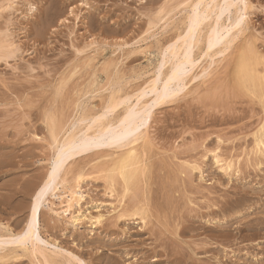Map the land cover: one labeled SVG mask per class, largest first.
Wrapping results in <instances>:
<instances>
[{
	"label": "rangeland",
	"instance_id": "374dc122",
	"mask_svg": "<svg viewBox=\"0 0 264 264\" xmlns=\"http://www.w3.org/2000/svg\"><path fill=\"white\" fill-rule=\"evenodd\" d=\"M190 1L193 0H0V227L15 234L24 230L34 194L51 173L56 157L52 127L58 129L59 140H63L106 113L112 101L118 105L108 110L102 123L112 119L117 123L128 107L137 110L145 103H153L171 68V63L162 65L163 56L176 51L170 56L177 60L191 52L199 40L193 55L197 65L187 79V90L154 107L146 125L120 136L124 140L136 131H147L145 140L148 138L150 148L145 151L140 141L134 155L135 159L143 156L145 175L139 168L126 188L119 171L115 174L110 170L118 155L103 151L108 144L73 155L60 179L67 180L69 189L79 186L84 201L65 213L66 199L49 197L41 213L40 231L45 240L77 255L84 264H264V163L259 167L250 158L255 148L253 134L264 128V111L256 89L252 91L249 82L230 77L240 54H248L246 49L252 48L264 60V0H246L248 9L236 22L234 14L242 5L234 0L235 6L221 19L224 39L220 46L233 37L241 21L244 32L236 34L238 39L235 37L223 55L217 56L212 50L209 58L202 56L210 42L207 43L208 23L200 37L197 29L192 39H182L173 51L169 48L179 35L183 33V37L192 30L188 13L193 15L191 10H201L213 0H197V6L192 8ZM217 3L222 6L224 0ZM214 19L215 16L209 22L211 29ZM5 47H9L7 52ZM256 70L264 74V64ZM154 80L157 81L152 83ZM211 93L218 94L217 98ZM204 106L220 116L222 125L207 122L208 127L204 126L202 121L212 115ZM231 112L240 113L233 114L234 120L240 117L236 124ZM222 117H227L225 123ZM246 123H252V127H242ZM239 127L245 135L236 131ZM217 131L222 138H228L223 152H229L230 146L233 152L241 151L238 162L245 167L239 165V169H251V175L244 176L238 188H230L235 186L234 180L220 179L212 161L213 169L203 165L202 175L194 171L188 174L189 179L181 174L184 162L191 163L185 156L196 154L193 151L198 143L193 137L216 135ZM107 137L108 134L97 140ZM232 141L237 145L242 142L245 147L235 150ZM202 151L201 148L199 154ZM242 155L247 163L241 160ZM112 176L116 177L113 182ZM186 179L189 184L183 182ZM237 189L254 198L245 203L241 196H235ZM202 192L219 199L212 204L216 213H207L212 206H205L208 199ZM227 199L230 202L224 207H231L223 208L227 213L219 212L221 202ZM142 205L146 211H140ZM124 208H130L132 217H121ZM201 213L204 215L199 216ZM73 218L79 220L75 222ZM22 264L33 263L25 259Z\"/></svg>",
	"mask_w": 264,
	"mask_h": 264
},
{
	"label": "bare ground",
	"instance_id": "6f19581e",
	"mask_svg": "<svg viewBox=\"0 0 264 264\" xmlns=\"http://www.w3.org/2000/svg\"><path fill=\"white\" fill-rule=\"evenodd\" d=\"M177 1V0H176ZM190 7H195L197 6V0H193L190 1ZM239 2H241V7H238V11H236V13L234 14V20L233 21H237L239 20V18H242L243 13H245L248 9V4L246 0H239ZM184 3V2H183ZM182 3V4H183ZM181 4V5H182ZM235 6L234 4V0H224V4L222 6H220V3H217V0H213L212 3L207 4L206 6H204L201 10H191V12H194L193 15H191L190 13H188V18L187 20L191 19V31H188V33L182 37L183 33L181 35H179V38L174 41L171 45H169V48L173 51L175 48L178 47V45L180 44L181 40H186L187 38L192 39L194 37L193 33L195 32V30L199 29L200 30V35L202 34V31L205 27V25L207 24V30L209 29V31L206 33L207 35V43L209 42V44H206L205 46V50H204V54H202V56L204 55V57L209 58V52H211L212 50L216 51L214 54L215 55H223L225 52H227V50L230 49V46L233 45L234 41L236 40V38L238 39V37H236L238 34L241 35V33H243V26H242V21H241V25L239 26V29L237 30V32L233 35L232 38H229L227 40L224 41V43H222L223 45H221V42L223 41V25H221V19L222 16L225 12H229L231 10V8ZM239 6V5H238ZM218 10V13H217ZM163 13V12H162ZM160 14V13H159ZM169 14V13H168ZM215 16V25L213 27V29H211V25L209 24V22L211 20H213ZM162 17V16H161ZM164 17V16H163ZM167 17V15H166ZM191 17V18H190ZM169 18V17H168ZM164 18H162L161 20H163ZM245 20V19H244ZM243 20V22H244ZM151 21V20H150ZM149 21V22H150ZM159 21V20H158ZM157 21V22H158ZM161 23V22H160ZM150 24V23H149ZM152 24V23H151ZM150 24V25H151ZM158 24V23H157ZM154 25V24H153ZM245 25V24H244ZM154 26H157L156 24ZM153 28V26H152ZM1 30V29H0ZM247 30V29H246ZM237 34V35H236ZM254 34V33H253ZM198 37V38H199ZM236 37V38H235ZM201 39V38H200ZM200 43V41L198 40L191 52L189 51L188 53L185 52L183 57L180 58H176L177 60H171V54L176 51L171 52V54L167 55V56H163L165 57V62L162 64L164 67L167 64L171 63V68L169 69V72L166 75V79H165V83L162 85V87H160L157 93V98L154 100L153 103H145L144 105L140 106L139 109L137 110H132L131 107H128L125 111V114H123L124 116L119 120L117 119V123L115 121V123H113V119L110 120V122L106 123H102V121L107 118V115H109V111L110 109L113 108V106L118 105V103H115L114 101L111 102V104L107 107L106 109V113H103L102 115L98 116L95 119H92L89 121V119L87 121H89V125L86 123V119L83 120L82 122L86 123V127L83 130H78L79 132H73V133H69L68 135H66V137L61 140H59V131H57L58 129L53 128L51 129V135H52V139H53V144L56 145L57 147V151L56 153V157L54 159V163H53V168L52 171H50L48 177L46 178V181L43 183V185L40 187V189L36 192V194H34V199H33V203L31 205V209H30V214H29V218L27 221V224L24 228V230L22 232H20L19 234H15L9 230H6L3 227H0V261L3 263L5 261H14V263L16 262L17 264H22L23 260L25 259H30V261L33 264H84L82 260H80L77 255L73 254L72 252H69L63 248H61L60 246L56 245V244H52L49 241L45 240L41 234L40 231V218H41V213L44 207V203L48 201L49 197H52L54 199H66V202L68 203L67 205V209L65 210V213H67L69 210L72 211L71 208H73L74 206L80 207L81 203L84 201V194L82 193V191L80 190V187L78 186L76 190L69 189L67 187V180L65 178H61L60 179V173L63 171V169L66 167L67 162L69 161V158L72 157L73 155L77 154V153H82V152H86L88 150H91L93 148L99 147L100 145H107L108 144V148L103 149V151H109L112 152L108 155H118V158L114 161H112V165L108 166L110 167L111 172L115 173L119 171V176L122 178L126 188H128V185L131 181L132 178H134V176H136L137 171L139 168H141L142 170V175H145L147 170V164L145 165L143 163V161H141L142 157L140 156L139 158L137 157L135 159V154H136V147L139 145L138 143H140V141H142L141 143L144 145L143 147L145 148V151H147L146 148H150L149 144H151L150 142H147L146 138V130L144 131H136L133 134L128 135V137H126L124 140H121L120 136L124 133H129L131 131H134L136 129H138L141 126H144L148 123V120L151 116V112L153 110L154 107H156L159 103H162L167 97L172 96L174 94L180 93V92H184L185 89L187 90V86L189 83H187V79L189 76H191L190 74L193 72L194 67L197 65V60L193 59V55H194V51L195 48L198 46V44ZM201 45V44H200ZM256 46V45H255ZM251 47V46H250ZM249 47V48H250ZM9 48V47H8ZM7 48V49H8ZM12 48V47H11ZM6 49V47H5ZM6 49L7 52L8 50ZM256 49V48H255ZM243 50V49H242ZM248 51V54H240L239 58H237L234 67L236 66V71L235 73L232 72L230 74L231 79H236V80H240L241 81H247L248 86L250 87V89L252 88L254 91L256 89V92L258 93V97L261 99L260 102H262V106H263V111H264V74L263 73H259V70H256V67L264 64V60H262V57L260 55H258V53H256L252 48L250 49H246ZM257 51V49H256ZM258 52V51H257ZM5 55V54H4ZM82 55V54H81ZM6 56V55H5ZM8 57V56H6ZM2 58V57H1ZM204 59V58H203ZM210 61V60H209ZM212 62V61H211ZM227 63V62H226ZM234 63V62H233ZM213 64V63H211ZM211 66V65H210ZM220 66V65H219ZM191 68V69H190ZM210 68V67H209ZM192 71V72H191ZM206 71V70H205ZM219 71V70H218ZM262 71V70H261ZM203 72V71H202ZM216 75V74H215ZM124 76V75H123ZM204 74L201 76V78L203 77ZM209 76V75H208ZM139 77V76H138ZM194 77V76H193ZM209 78V77H208ZM194 79V78H193ZM204 80V79H203ZM202 80V81H203ZM157 80H154L152 83L156 82ZM193 80H191L192 83ZM233 81V80H232ZM239 82V83H240ZM174 84V87L171 88V86ZM207 84V83H206ZM241 84V83H240ZM95 85V84H94ZM242 85V84H241ZM237 86V85H236ZM243 86V85H242ZM241 86V87H242ZM248 86L246 85V87L248 88ZM191 87V86H189ZM243 88V87H242ZM241 88V89H242ZM244 89V88H243ZM227 90V89H226ZM247 90V89H246ZM215 91H218V89H216ZM225 91V90H224ZM249 92V90H247ZM115 92H117L118 94V90H116ZM121 92V91H120ZM157 92V91H156ZM114 93V92H112ZM252 93V92H251ZM212 94V93H211ZM210 94V95H211ZM112 95V94H111ZM115 95V94H114ZM184 96V95H183ZM198 96V95H197ZM214 96L213 94L211 95V97ZM216 96V95H215ZM214 96V97H215ZM218 96V94H217ZM216 96V98H217ZM228 96V95H227ZM110 97V96H109ZM114 98V97H113ZM126 98V97H125ZM129 98V97H127ZM139 98L137 101L140 102ZM119 100V99H118ZM210 100V99H209ZM117 102V101H116ZM222 102V100H221ZM120 104V103H119ZM108 105V102H107ZM214 106V105H213ZM106 107V106H105ZM183 107V106H182ZM215 107V106H214ZM219 107V106H218ZM217 107V108H218ZM205 108V106H204ZM221 108V107H220ZM201 109V108H200ZM210 112H211V108ZM207 108H205V110H208ZM55 110V109H54ZM214 110V109H213ZM224 110V109H223ZM235 111V110H234ZM105 112V111H104ZM184 112V111H183ZM206 112V111H205ZM209 112V113H210ZM215 112V110H214ZM218 112V110H217ZM220 112V111H219ZM218 112V113H219ZM222 112V111H221ZM220 112V113H221ZM227 112V111H225ZM224 112V113H225ZM230 112V111H229ZM237 112V111H236ZM235 112V113H236ZM182 113V112H181ZM180 113V114H181ZM187 113V112H186ZM193 113V112H192ZM208 113V115H209ZM212 115L210 114L208 117H205L207 119H205V121H202L203 123H205L204 126L208 127V123L211 124H217L219 125L220 120L219 117L213 112H211ZM219 113V114H220ZM235 113H233L235 115ZM251 113V112H250ZM205 114V113H204ZM214 114V115H213ZM229 113H227V117ZM233 114L231 112L230 117L232 116V119L235 123V121L238 119L233 118ZM237 115H239L240 113H236ZM253 114V113H252ZM183 115V114H182ZM206 115V114H205ZM222 115V114H221ZM225 114H223L222 116H224ZM242 115V114H241ZM244 115V113H243ZM90 116V115H89ZM122 116V115H121ZM185 116V113L184 115ZM240 116V115H239ZM222 117V120L224 121V123L226 122L225 119H227V117L224 119ZM236 117V116H235ZM238 117V116H237ZM242 117V116H241ZM88 118V116H87ZM110 118V117H109ZM258 118V117H257ZM53 119V118H52ZM111 119V118H110ZM204 119V118H203ZM221 119V118H220ZM231 119V118H230ZM228 119V121L230 120ZM240 119V117H239ZM238 119V120H239ZM260 119V118H259ZM78 120V118H77ZM116 120V119H115ZM186 120V119H185ZM193 120V119H192ZM218 120V121H217ZM53 121V120H52ZM76 121V120H75ZM79 121V120H78ZM113 121V122H112ZM200 121V120H199ZM241 121V120H240ZM222 122V121H221ZM232 122V121H231ZM238 122V121H237ZM65 123V122H64ZM69 123V122H68ZM73 123V122H72ZM198 123V121H197ZM207 123V124H206ZM80 124H81V120H80ZM186 124V123H185ZM194 124V123H193ZM232 124V123H231ZM236 124V123H235ZM252 124V123H251ZM250 124V126H251ZM64 125V124H63ZM72 125V124H71ZM77 125V124H76ZM201 125V122H200ZM199 125V126H200ZM210 125V124H209ZM216 125V126H217ZM222 125V124H220ZM244 125V124H243ZM192 126V125H191ZM203 126V125H202ZM212 126V125H211ZM214 126V125H213ZM239 126V125H238ZM246 126V127H245ZM244 127L245 129L247 128L248 124L246 123ZM248 126L247 129H250L251 127ZM55 127V126H54ZM64 127V126H63ZM242 127H239L236 131L239 132L240 130H242ZM49 128V127H48ZM72 128V127H71ZM241 128V129H240ZM76 130V127L74 128ZM78 129V127H77ZM261 129V128H260ZM190 130V129H189ZM192 130V129H191ZM221 130V129H220ZM264 128H262L261 130H259L258 132L256 131V133L253 134V138H254V145L255 148L254 150L251 152L250 158L252 157L253 160L256 162V164L259 165H263L264 163ZM68 131V130H67ZM74 131V130H73ZM188 131V130H187ZM194 131V130H193ZM212 131V130H211ZM240 131V132H241ZM248 132V130H245V132ZM61 132V131H60ZM63 132V131H62ZM66 132V131H65ZM189 132V131H188ZM195 132V131H194ZM239 132V133H240ZM186 133V132H185ZM191 133V132H189ZM218 133V131H217ZM224 133V132H223ZM238 133V134H239ZM244 133V131H243ZM242 133V134H243ZM62 134V133H61ZM106 134L109 135V137L103 139L102 141H99L97 139L104 137ZM194 134V133H193ZM207 134V133H206ZM209 134V135H208ZM206 136L205 134L198 135V138L196 137V135H194L196 138L193 137L192 140L197 139L196 143H198V146L196 147V149L194 150L193 148V152H196V154L191 155L186 157L185 156V160L189 161L190 164H186V162H184L183 164V170L181 174L184 175H191L194 173V171H198L201 175L204 173V169H203V165L207 166V168L213 169L211 166V161H212V165H215L218 169V173L215 172L216 174L219 175L220 179H222L223 181H226L225 179L229 178V180H234L235 182V186H230V188L232 187H239L241 181L245 178L244 176H249L251 175V172L249 171H245L244 168L239 169V165L240 167H245L243 166L241 163L238 162V159H240V153L241 151H238L236 148H238V146H241L240 149H242V147L244 145V143L240 142V145H237V143H235V141H232L231 143L233 144V146L235 147V150H237V152H233L232 149L230 147L229 148V152L224 150V145L225 143H228V141H226L228 138V136L225 138H222V134L220 132V136L219 133L218 134H214L210 135V133H208ZM63 135V134H62ZM61 135V137H62ZM190 135V134H188ZM245 135V133H244ZM65 136V135H64ZM148 136V135H147ZM200 136V138H199ZM212 136V137H211ZM232 138V137H231ZM241 138V137H240ZM244 138V136H243ZM201 141L202 143L198 142ZM231 140V139H230ZM242 140V139H241ZM244 140V139H243ZM149 141V140H148ZM184 141V140H183ZM195 141V140H194ZM240 141V140H239ZM245 142H247V140H244ZM249 141V140H248ZM251 141V140H250ZM154 142V141H153ZM193 143V141H192ZM250 143V142H249ZM53 144L51 145V147H53ZM184 144V142H183ZM239 144V143H238ZM247 145V143H245ZM196 145V144H195ZM215 145L213 148H211V146ZM237 145V146H236ZM148 146V147H147ZM183 146V145H182ZM224 146V147H223ZM55 147V146H54ZM157 147V146H156ZM202 148V152L201 154H199ZM234 147L233 150H234ZM245 147V146H244ZM243 147V148H244ZM249 147V146H248ZM247 147V149H248ZM53 149V148H52ZM55 149V148H54ZM173 149V148H172ZM200 149V150H198ZM239 149V150H240ZM49 150V149H48ZM144 150V149H142ZM188 150V149H187ZM226 150V149H225ZM228 150V149H227ZM245 150V149H244ZM100 151V150H99ZM191 151V149L189 150ZM231 151V152H230ZM249 151V150H247ZM246 151V154H247ZM14 152V151H13ZM192 152V151H191ZM190 152V153H191ZM198 152V153H197ZM245 151H242V154ZM186 153V152H185ZM190 153L188 155H190ZM193 154V153H192ZM141 155V154H140ZM144 155V154H142ZM245 155V154H243ZM242 155V156H243ZM248 155V154H247ZM246 155V156H247ZM116 156V155H115ZM183 156V155H181ZM199 156V157H198ZM112 157V156H111ZM117 157V156H116ZM245 156L241 157L243 160ZM108 158V157H107ZM115 158V157H114ZM189 160H188V159ZM173 159V158H172ZM183 159V158H182ZM245 159V158H244ZM251 160V162L253 161ZM244 162L247 163L246 159L243 160ZM242 162V161H241ZM255 162L253 164L252 162V167H254L253 165H255ZM251 164V163H250ZM245 165V164H244ZM249 166V164H248ZM260 167V166H259ZM98 168V167H97ZM104 168V167H103ZM182 168V167H181ZM248 168H251L250 166ZM256 168V167H255ZM260 169V168H259ZM109 171V169H108ZM215 171V169H214ZM213 171V172H214ZM82 173V172H81ZM93 173V172H91ZM62 174V173H61ZM80 174V173H79ZM116 174V173H115ZM114 174V175H115ZM197 173H195L196 175ZM81 175V174H80ZM79 175V176H80ZM188 175V176H189ZM100 176V175H99ZM185 176V177H186ZM197 176V175H196ZM64 177V175H63ZM66 177V176H65ZM115 177V176H114ZM113 176L110 177L111 181H115ZM184 177V178H185ZM193 177V176H191ZM203 177V176H202ZM147 178V177H146ZM188 178V177H187ZM77 179V178H76ZM118 179V178H117ZM137 179V177H136ZM190 179V176H189ZM145 180V179H144ZM188 179L183 180V182H187ZM227 182V181H226ZM231 182V181H230ZM111 183V182H110ZM118 183V182H117ZM205 184V183H204ZM246 184V183H245ZM186 185V184H183ZM74 186V185H73ZM216 186V185H215ZM186 186H183V189ZM188 187V186H187ZM145 188V187H144ZM208 188V187H207ZM244 188V187H243ZM63 189V190H62ZM65 189H68L69 191H65ZM186 189V188H185ZM188 189L190 190V188L188 187ZM187 189V190H188ZM253 189V188H252ZM198 190V189H197ZM211 190V189H210ZM217 190V189H216ZM138 191V190H137ZM136 191V192H137ZM184 191V190H183ZM199 191V190H198ZM196 191V192H198ZM254 191V189H253ZM186 192V190H185ZM184 192V193H185ZM195 192V191H192ZM213 192V191H212ZM217 192V191H216ZM201 193V191L199 192ZM214 193V192H213ZM243 193V192H242ZM241 192H239V189H237V191L235 192V196H241V199H243V201L245 203L251 202V200L254 197L249 196L248 192H245V194H242ZM252 193H256V192H252ZM204 198L206 197L208 199L207 204H205V206L207 205V207L212 206V204H215L217 202H219L217 199L211 198L210 195H204V193L202 192ZM201 195V194H200ZM148 196V195H147ZM228 195H226L227 197ZM254 196V195H252ZM145 197V196H144ZM225 197V196H224ZM243 197V198H242ZM148 198V197H147ZM210 198V199H209ZM230 198V196L228 197ZM238 198V197H236ZM144 199V198H143ZM146 199V198H145ZM144 199V200H145ZM149 200V199H148ZM63 201V200H62ZM129 201V200H128ZM140 201V200H139ZM137 201V202H139ZM147 201V199H146ZM145 201V203H146ZM232 201L234 202V199H232ZM240 201V200H237ZM49 202V201H48ZM122 202V201H121ZM142 202V201H141ZM230 200H224L221 202V208L219 207L220 211L222 213V211H224V209L226 207H224L226 205V203H229ZM243 202V204H244ZM148 203V202H147ZM238 203V202H237ZM240 203V202H239ZM133 203V208L134 207ZM138 204V203H137ZM232 204V203H231ZM230 204V205H231ZM234 204V203H233ZM242 204V203H240ZM144 205V204H143ZM143 205L140 208V211H146L144 210L145 207H143ZM146 205V204H145ZM209 205V206H208ZM48 206V205H47ZM46 206V207H47ZM52 207V205H50ZM129 206V204H128ZM127 206V207H128ZM149 206V205H148ZM204 206V207H205ZM229 206V205H227ZM240 206V205H239ZM206 207V208H207ZM231 207V206H229ZM228 207V208H229ZM233 207V206H232ZM131 208V210L133 209ZM143 208V209H142ZM212 208L211 211H208V214H212L215 211L213 210V206L210 207V209ZM224 208V209H223ZM226 208V209H228ZM130 209V208H129ZM128 208H124V213H120L121 217H125V216H130L132 217V215L129 213ZM147 209V208H146ZM218 209V208H217ZM233 209V208H232ZM235 209V208H234ZM48 210V209H47ZM191 210V209H190ZM139 211V212H140ZM142 211V214H143ZM218 211V210H216ZM234 211V210H233ZM49 212V211H48ZM218 212V213H219ZM226 212V210L224 211ZM223 212V213H224ZM232 212V210L230 211ZM70 213V212H69ZM137 213V212H136ZM200 213V212H199ZM216 213V212H215ZM227 213V212H226ZM71 214V213H70ZM69 214V215H70ZM138 214V213H137ZM137 214H133V215H137ZM206 214V213H205ZM139 215V214H138ZM141 215V213H140ZM144 215V214H143ZM204 214H199V216H202ZM194 217H198V216H194ZM82 218V217H81ZM50 219V218H49ZM78 219V218H77ZM73 218V220L75 222H77L78 220ZM142 219V218H141ZM54 221V220H53ZM74 222V223H75ZM48 224V223H47ZM49 225V224H48ZM76 225V224H75ZM189 228V227H188ZM185 228H183L184 231ZM6 231V232H5ZM127 234V233H126ZM126 239V238H125ZM123 242V241H122ZM127 243V242H126ZM125 244V243H124ZM178 259V257H177ZM176 260V259H175ZM179 260V259H178ZM177 260V261H178ZM155 262L158 260H154ZM180 262V261H179ZM179 262H175L176 264H178ZM7 263V262H6ZM10 263V262H9ZM13 263V264H14ZM158 264V263H157Z\"/></svg>",
	"mask_w": 264,
	"mask_h": 264
}]
</instances>
